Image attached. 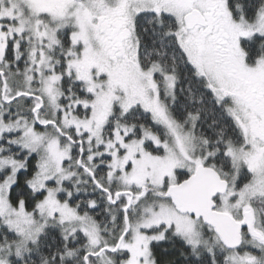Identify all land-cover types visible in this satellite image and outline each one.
Here are the masks:
<instances>
[{
    "label": "snow or ice",
    "instance_id": "6c2138e0",
    "mask_svg": "<svg viewBox=\"0 0 264 264\" xmlns=\"http://www.w3.org/2000/svg\"><path fill=\"white\" fill-rule=\"evenodd\" d=\"M0 264H264V0H0Z\"/></svg>",
    "mask_w": 264,
    "mask_h": 264
},
{
    "label": "trees",
    "instance_id": "16d2710c",
    "mask_svg": "<svg viewBox=\"0 0 264 264\" xmlns=\"http://www.w3.org/2000/svg\"><path fill=\"white\" fill-rule=\"evenodd\" d=\"M21 175H23V174H21ZM161 247H162V248H167L168 245H162ZM157 250L160 251V249H157Z\"/></svg>",
    "mask_w": 264,
    "mask_h": 264
}]
</instances>
